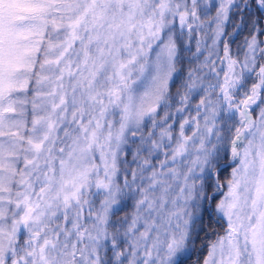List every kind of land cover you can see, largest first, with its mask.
Instances as JSON below:
<instances>
[{"label":"snow or ice","instance_id":"obj_1","mask_svg":"<svg viewBox=\"0 0 264 264\" xmlns=\"http://www.w3.org/2000/svg\"><path fill=\"white\" fill-rule=\"evenodd\" d=\"M206 220L264 264V0H0V264H184Z\"/></svg>","mask_w":264,"mask_h":264},{"label":"trees","instance_id":"obj_2","mask_svg":"<svg viewBox=\"0 0 264 264\" xmlns=\"http://www.w3.org/2000/svg\"><path fill=\"white\" fill-rule=\"evenodd\" d=\"M227 31L228 32L232 31L231 25H229ZM245 31L246 30H241L240 33L236 34L234 37H231V40H232L231 47H232L234 52L237 48V45L242 43ZM191 48H192V51L194 52L195 51V49H194L195 48V37H193V40L191 42ZM189 57H190V54H189V56L184 57V62H183V66H182L183 67V71H182L183 75H186L189 67H194V65L192 63L195 61V59H192V63L190 65L188 63ZM179 83H180V81L178 80L177 84H179ZM172 91L175 92L176 89L173 88ZM160 114L162 115L163 112L161 111ZM230 171H231L230 168H228L227 170H224V168H223L221 170L219 179L221 180L222 183L224 182L225 177L228 176ZM217 198H219V195H217ZM218 234H220V235L223 234V227L219 222L214 224L211 228L208 227L207 220L205 221L204 225H197L194 228L192 243L189 246V255L185 259L184 264H202V261H203L205 255L207 254L209 241L214 240Z\"/></svg>","mask_w":264,"mask_h":264},{"label":"rangeland","instance_id":"obj_3","mask_svg":"<svg viewBox=\"0 0 264 264\" xmlns=\"http://www.w3.org/2000/svg\"><path fill=\"white\" fill-rule=\"evenodd\" d=\"M193 40V39H192ZM195 49V48H194ZM192 59H195V58H192ZM200 59L202 60L203 59V57H200ZM193 65H194V67H195V64H196V61H194L193 63H192ZM129 160H130V157H129ZM225 191H226V187H225V189H224ZM128 210H130V209H127L126 211H128ZM123 214V213H122Z\"/></svg>","mask_w":264,"mask_h":264}]
</instances>
